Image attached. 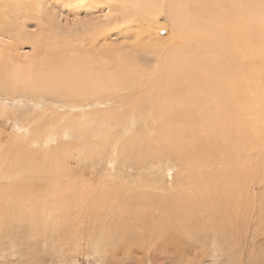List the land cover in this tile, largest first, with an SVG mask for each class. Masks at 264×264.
Instances as JSON below:
<instances>
[{"label":"rangeland","instance_id":"374dc122","mask_svg":"<svg viewBox=\"0 0 264 264\" xmlns=\"http://www.w3.org/2000/svg\"><path fill=\"white\" fill-rule=\"evenodd\" d=\"M131 5L0 0V39L11 44L0 62V264H264V62L241 77L239 117L196 126L193 139L190 122L154 116L148 100L169 83L165 71L151 75L147 94L131 88L144 75L91 95L55 84L52 66L95 54L80 47L102 25L98 48L129 53L137 29L165 23ZM152 59L144 71L154 72ZM14 68L31 79L12 77ZM156 123L175 128L162 134L170 138L154 134Z\"/></svg>","mask_w":264,"mask_h":264},{"label":"bare ground","instance_id":"6f19581e","mask_svg":"<svg viewBox=\"0 0 264 264\" xmlns=\"http://www.w3.org/2000/svg\"><path fill=\"white\" fill-rule=\"evenodd\" d=\"M122 1L129 3L130 0ZM159 1L160 4L156 3L157 0H132L133 5L131 6L141 7V10L151 13V21L155 23H157V15L161 12L165 16V25H142L132 34L136 42L129 47V53H119L120 50L116 49L102 52V49L98 48L97 38L103 39L106 36L104 32L106 27L102 25L97 31V36L92 34L93 36L80 47L84 53L94 52L95 54L85 55L86 60L80 63H75L73 59L71 65L65 64L64 61L52 66V69L54 67L57 70L58 79L55 84L58 83L71 93L91 95L100 91L123 90L129 87L134 79L144 75L140 83L131 85L135 91L140 89L144 93L147 89L144 84L148 82L151 75L165 71L169 83L157 87L154 94L151 92L152 95L148 101L154 106L152 109L158 112V115L155 113L154 116H159L166 123L179 125L185 120L193 124L192 129L187 125L190 133L185 132V135L190 134L192 137L188 135L190 140L187 142L185 139L184 143L187 144L184 149L191 148L192 150L190 146L193 145L189 144L191 138H199L198 133H200L195 128L196 126L214 128L220 120L233 123L232 119L239 117L242 104L247 102L244 96L249 82L246 84L241 77L250 72L247 65L249 67V64H254V67L258 69V66L261 67L264 62V0ZM162 28L169 29L168 38H161L159 35L152 36L151 31H157L159 34ZM165 42L169 44L166 48L157 49L151 45ZM10 45L9 41L0 39V62H5L6 59L3 56L9 55ZM130 50L137 51L132 52L131 55ZM107 56L110 58L109 61H103V58H100L105 59ZM151 58L158 65L154 67V72L145 70L150 72L147 73L142 67L153 63ZM66 65L68 66L65 67ZM48 67V71L45 70L46 75H51L55 70ZM110 67L113 70L107 72ZM11 70L12 77L20 81L29 78V75L22 76L17 68ZM17 79L15 81H18ZM33 79L37 80L38 77L34 76ZM34 83L43 84L40 81H34L31 84L36 86ZM146 92L144 94H147ZM139 96L133 94L129 96L131 98L128 101H131L133 107H130V112L140 109V105L138 109L135 107ZM142 107L144 108V105ZM174 129L173 127L166 129L159 127L157 123L154 124V134H159L161 138L163 136L170 138L162 134L172 132ZM203 136H205L203 141L209 146L212 135L204 133ZM167 149L174 152L179 150L180 146L173 148L171 144Z\"/></svg>","mask_w":264,"mask_h":264}]
</instances>
